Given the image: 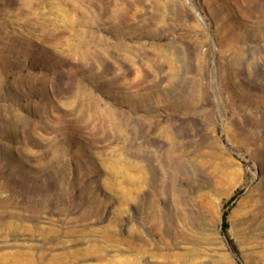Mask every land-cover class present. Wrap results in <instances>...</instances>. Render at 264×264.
Wrapping results in <instances>:
<instances>
[{
	"label": "rangeland",
	"instance_id": "1",
	"mask_svg": "<svg viewBox=\"0 0 264 264\" xmlns=\"http://www.w3.org/2000/svg\"><path fill=\"white\" fill-rule=\"evenodd\" d=\"M38 245L264 264V0H0V255Z\"/></svg>",
	"mask_w": 264,
	"mask_h": 264
},
{
	"label": "bare ground",
	"instance_id": "2",
	"mask_svg": "<svg viewBox=\"0 0 264 264\" xmlns=\"http://www.w3.org/2000/svg\"><path fill=\"white\" fill-rule=\"evenodd\" d=\"M59 242H57L58 246H61V247L65 246L64 243H59ZM35 249H36V253H31V252L26 253L25 251H15L11 253H4L0 255V264H35V262H38L39 264H45V258L47 256V251H42L43 249H45V247L38 245V246H35ZM66 252L72 255L71 258L73 259L78 258V255H77L78 250H68ZM55 256L57 257V259L60 258V254H57Z\"/></svg>",
	"mask_w": 264,
	"mask_h": 264
}]
</instances>
